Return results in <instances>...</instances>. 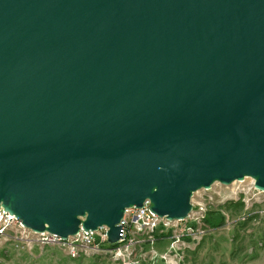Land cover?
Listing matches in <instances>:
<instances>
[{"label": "water", "instance_id": "1", "mask_svg": "<svg viewBox=\"0 0 264 264\" xmlns=\"http://www.w3.org/2000/svg\"><path fill=\"white\" fill-rule=\"evenodd\" d=\"M264 191V0H0V207L66 239Z\"/></svg>", "mask_w": 264, "mask_h": 264}, {"label": "rangeland", "instance_id": "2", "mask_svg": "<svg viewBox=\"0 0 264 264\" xmlns=\"http://www.w3.org/2000/svg\"><path fill=\"white\" fill-rule=\"evenodd\" d=\"M190 203L192 231L184 235L187 239L176 244L168 236L154 244L147 241L126 262L109 253L71 258L55 246L32 243L16 247L7 240L0 250L1 264H264V191L254 190L251 179L227 185L214 182L208 189L195 191ZM196 216L198 222L193 220ZM220 218L222 224L218 225ZM151 247L157 256L152 257ZM165 254L167 259L161 258Z\"/></svg>", "mask_w": 264, "mask_h": 264}, {"label": "built area", "instance_id": "3", "mask_svg": "<svg viewBox=\"0 0 264 264\" xmlns=\"http://www.w3.org/2000/svg\"><path fill=\"white\" fill-rule=\"evenodd\" d=\"M253 189L256 190L255 188ZM191 209L182 220H168L150 211L148 201H145L142 207L132 206L126 208L122 219L118 223L121 227L119 239L114 243H109L106 233L108 227L105 225L93 231L80 230L76 234L62 239L57 234L48 231L35 232L23 226L21 221L13 214L0 207V250L5 241L9 240L16 247H19L20 244L23 247H29V244L32 243H37L41 246H55L71 258L78 255L88 256L95 254L102 256L109 253L116 259L121 257L123 262H126V259L129 261V255L147 241L154 244L160 238L168 236L170 239L171 237L174 238V243L176 244L182 238L187 239L184 235L192 231V226L188 224V219L193 215ZM193 220L198 222L197 216ZM14 224H17L16 228ZM105 243L111 246L105 248L103 246ZM150 252L151 254L153 253L152 257L157 256L156 251L152 247ZM161 258L167 259V255H161Z\"/></svg>", "mask_w": 264, "mask_h": 264}, {"label": "trees", "instance_id": "4", "mask_svg": "<svg viewBox=\"0 0 264 264\" xmlns=\"http://www.w3.org/2000/svg\"><path fill=\"white\" fill-rule=\"evenodd\" d=\"M238 204H242V202L239 201ZM246 218H247V217H246ZM243 220H244V219H243ZM244 223H245L244 221L241 222L240 226H243ZM216 224H218V225L222 224V218H220V219L216 222ZM233 236H236V233H235Z\"/></svg>", "mask_w": 264, "mask_h": 264}]
</instances>
